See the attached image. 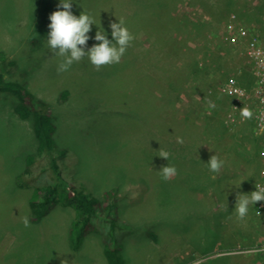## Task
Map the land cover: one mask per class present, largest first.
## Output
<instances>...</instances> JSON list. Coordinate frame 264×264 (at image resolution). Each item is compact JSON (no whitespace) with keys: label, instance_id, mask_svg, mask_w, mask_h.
<instances>
[{"label":"rangeland","instance_id":"obj_1","mask_svg":"<svg viewBox=\"0 0 264 264\" xmlns=\"http://www.w3.org/2000/svg\"><path fill=\"white\" fill-rule=\"evenodd\" d=\"M59 3L0 0V72L47 102L62 180L101 200L110 192L119 221L115 244L106 243L110 223L97 217L73 251L76 212L61 203L40 222L32 218L34 187L54 182V171L45 157L27 172L37 141L31 124L15 113L12 93L3 92L0 264H109L104 247L116 243L124 264H264V251L246 252L263 249L258 204L243 220L234 213L237 193L250 194L264 167V135L255 136L252 123L223 133L225 96L222 102L213 97L228 78L255 86L245 51L226 35L233 21L264 42V0H73L74 15L84 10L96 20L89 48L97 43V27L111 40L109 22L120 19L136 39L118 64L97 71L85 57L62 73V58L46 47L49 16L62 10ZM37 38L45 54L32 49ZM139 82L145 84L137 91ZM140 105L145 108L139 111ZM160 148L169 161L159 157ZM213 155L225 162L218 173L206 165ZM168 162L177 175L164 181L158 171Z\"/></svg>","mask_w":264,"mask_h":264},{"label":"trees","instance_id":"obj_2","mask_svg":"<svg viewBox=\"0 0 264 264\" xmlns=\"http://www.w3.org/2000/svg\"><path fill=\"white\" fill-rule=\"evenodd\" d=\"M181 43L188 47L187 38H182ZM44 48L45 44L39 38L33 40L32 49L34 51H40L41 54L43 51L45 54ZM44 58H46V55H44ZM34 64H31V66H34ZM144 84V82H139L136 86L137 91L143 88ZM210 90V94H214V90ZM3 92L12 93V96H10L13 98L15 113L18 114L21 120L31 124V127L33 128L32 134L37 141L36 153H32L29 160H27V172L30 171V168L37 163V161H41L45 157L50 158V167L54 171V182L49 185L34 187L33 195L29 198V205L31 207L30 215L32 218L36 220L35 222H40L43 217H46L48 213L51 212L49 208L52 204L61 203L65 207L74 209L76 212V219L71 224L69 234V244L73 251H78L81 248L85 236L91 233L90 230L94 225V218L97 217L103 218L110 223L111 229L108 235L109 238L106 239V243L111 239L114 243V231L118 228L119 221L114 212L115 205L111 203L110 192L108 191L105 194V199L102 198L101 200L100 197H92V195L85 190L80 191L73 185H68V183L62 180V177L59 176L61 173L59 171L57 153L54 152L56 148L54 139L56 126L54 125L53 117L49 112L47 102L39 99L29 90L27 91L24 86L8 82L5 75L0 72V93ZM215 93L216 94L213 96L215 97V100L221 97L222 102V96H225V94L219 90ZM140 106L141 108L139 107V111L145 108L144 105ZM149 108L150 107H147V109ZM140 117L141 115H137V118ZM183 120L187 123L191 119L189 115H187ZM224 127H226L225 124ZM226 129L227 128L223 130V133L227 132ZM243 155L245 156L246 154L243 153ZM21 186H25L22 181ZM114 244L111 246L109 243L110 246L105 245L104 247V254L107 257L108 263L124 264L123 254L121 252L122 249H117L121 246L116 243L117 247L114 248Z\"/></svg>","mask_w":264,"mask_h":264},{"label":"clouds","instance_id":"obj_3","mask_svg":"<svg viewBox=\"0 0 264 264\" xmlns=\"http://www.w3.org/2000/svg\"><path fill=\"white\" fill-rule=\"evenodd\" d=\"M57 7L62 10H57L49 16L51 23L48 25L50 31L47 35L46 47L55 56L62 58L57 68L58 73L70 70L71 66L75 62H80L85 57H87L97 71L104 66L118 64L125 55L127 49L132 46L136 39L135 35L126 26L125 21L120 19L118 23L114 21L109 22L112 37L111 40L108 38V33L103 27H97L98 30L96 31L94 37V40L97 43L93 44V46L89 48L88 41L92 39V37L89 36V33L92 30V26L96 25L95 17L90 12L84 10L79 16L74 15L72 11L73 0H60ZM221 84L222 83L218 85L219 87L217 86L220 92H222ZM225 97L226 114L224 124H226L225 126L229 131L236 133L235 130L241 128L243 125H239L240 127L228 126L226 116L230 106V100L226 95ZM208 103L210 107L215 108L216 105L213 102L209 101ZM239 112L241 118L245 120H251L254 115L253 111L247 106H244L239 110ZM177 142L183 143V139L177 138ZM158 153L160 158L169 161L170 153L168 151L160 148ZM260 155L264 157V152H261ZM224 163L225 162L218 156L213 155L206 165L211 172L218 173L223 168ZM158 173L164 181H168L177 175V169L168 162V165L163 166ZM260 174L264 176V171H261ZM255 188L256 190L252 192V185L250 188V194L237 193L236 195L234 213L240 220L245 219L250 205H255L258 202L264 201V186L256 183ZM256 213L257 215H260L259 211ZM261 220L263 221L262 218ZM22 222L25 227H30V221L27 216L22 218ZM250 245L251 244H249L246 248H252ZM257 248L260 247L258 246ZM193 264H202V262L200 260H196Z\"/></svg>","mask_w":264,"mask_h":264},{"label":"built area","instance_id":"obj_4","mask_svg":"<svg viewBox=\"0 0 264 264\" xmlns=\"http://www.w3.org/2000/svg\"><path fill=\"white\" fill-rule=\"evenodd\" d=\"M227 42L245 51L247 62L254 69L256 76V84L252 88L242 86L234 78H228L224 84H221V91L230 100V106L226 116V122L229 127L253 124V133L255 136L264 135V42L260 39L259 33H255L250 28L230 22L227 28ZM244 106L249 107L254 115L251 120L242 119L239 110ZM262 152H264V144ZM261 171H264L262 167ZM261 173V172H260ZM259 173L253 185V191L256 190L255 185L259 183L264 186V176ZM256 212H260V217L264 220V201L258 202ZM263 249H249L246 252L260 253Z\"/></svg>","mask_w":264,"mask_h":264},{"label":"bare ground","instance_id":"obj_5","mask_svg":"<svg viewBox=\"0 0 264 264\" xmlns=\"http://www.w3.org/2000/svg\"><path fill=\"white\" fill-rule=\"evenodd\" d=\"M248 88V87H247ZM105 197V196H104ZM105 199V198H104ZM107 199V198H106ZM102 206V205H101ZM103 207V206H102ZM100 211V210H99ZM101 212V211H100ZM118 217V216H117ZM106 228H107V226H106ZM102 229H103V227H102ZM104 230V229H103ZM105 232H107V231H105ZM106 234V233H105ZM102 235H104V234H102Z\"/></svg>","mask_w":264,"mask_h":264},{"label":"crops","instance_id":"obj_6","mask_svg":"<svg viewBox=\"0 0 264 264\" xmlns=\"http://www.w3.org/2000/svg\"><path fill=\"white\" fill-rule=\"evenodd\" d=\"M245 86V85H244ZM264 162V161H263ZM261 172V170L258 172V173H260ZM254 175H256L257 176V174H254Z\"/></svg>","mask_w":264,"mask_h":264}]
</instances>
